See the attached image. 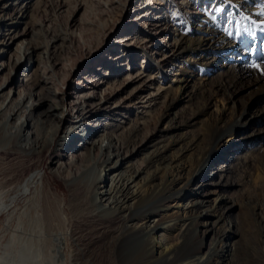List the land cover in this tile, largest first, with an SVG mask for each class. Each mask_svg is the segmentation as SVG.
Listing matches in <instances>:
<instances>
[{
  "label": "rangeland",
  "instance_id": "374dc122",
  "mask_svg": "<svg viewBox=\"0 0 264 264\" xmlns=\"http://www.w3.org/2000/svg\"><path fill=\"white\" fill-rule=\"evenodd\" d=\"M144 1L146 0L0 2V20L5 19L4 23L11 26L12 20L18 19L13 31H10H15L14 34L18 35L16 43L23 41L36 44L40 48L39 57L32 64L30 76L26 80L30 84L23 82V77L19 75L21 71L12 75L10 84H13L14 89L7 105L10 107L19 98L20 91H30L37 94L36 101L41 105L36 111L46 110L51 104H41L39 101L48 97L47 91L39 84L41 81L49 83V91L61 93L60 98L66 100L67 106H74L79 101L78 93L85 91L83 86L87 81L96 84L97 80L111 78L105 88L104 97L109 100L108 106L111 109L120 108V113L108 119L92 118L91 124L119 125V121L128 123L131 120L134 127L137 125V118L131 105L136 104L145 80L132 82V78L137 72H142L147 77L154 75L155 85L160 82L165 85L167 76L179 74L173 66L167 68V72L162 75L159 74L156 64L149 57L156 51L170 54L169 49L174 45L172 33L176 31H179L176 32L177 35L181 32L190 38V50L199 47L200 38L196 34L204 26H200L198 20L208 17L211 19L213 36H206L199 47L203 48L201 52L188 51L185 59L192 66L185 74L184 82L175 84L170 93L160 98L153 107L150 118L148 117L147 123L141 128L138 137L124 151L123 156H127L128 160L120 168V172L124 173L131 168H144L146 159L164 144L169 145L165 154L167 159L182 157L186 166L193 165L207 147V130L214 124L217 110L225 111L227 124L245 115L248 126L241 129V145L233 148L232 153L228 152L229 173L220 178L216 170H208L200 190L211 205L223 199L224 223H220L217 230L207 232V227H201L199 232L204 240V248L208 250L215 242L216 232L224 229L230 234L229 245L236 246L244 255L245 262L241 264H264V0H157L163 18H160L159 29L150 31L149 36L143 26L148 19L140 18L145 13L140 11ZM183 2L186 4L181 5ZM236 20L240 21L245 32L238 33L233 29ZM149 22H152L151 17ZM166 24L172 29L170 34H159ZM7 29L3 28L0 34L7 33ZM2 36L1 40H8L10 34L8 37ZM226 37L225 44L222 41L218 45L213 43ZM57 39L60 42L47 55V45H52ZM143 40L152 42L146 50L143 49L146 47ZM128 44V48L123 47ZM209 44H213L212 49H207ZM16 47L17 45H13L3 57L2 61L9 67L16 63ZM119 47L126 52L120 61ZM155 57L160 58L161 55L155 54ZM25 62L23 59L21 64ZM142 62H146L145 67H140ZM176 65L181 66L179 63ZM5 73L7 72L0 75V85ZM151 92L146 91L142 96L146 98ZM208 104L206 115L195 119V114ZM83 124L81 122L80 126ZM82 130L83 128L80 131ZM66 131L67 128L63 127L58 133L55 124H49L47 129L40 131V150L37 154L25 155L0 145V196L7 201L16 193L14 186L35 172L45 173L49 183L47 192L52 193L56 200L65 199V210L70 220L67 230L80 238V248L84 250L96 235L90 234L86 231L87 227L83 226L84 222L90 220L87 207H82L83 204L78 206L84 190L68 187L69 173L75 172V168L61 166V163L68 162L70 153H73L72 150H61ZM77 135L85 138V134L78 130L76 136L69 140L73 146L82 143ZM225 142L226 140L222 144ZM33 146L34 143L31 147ZM237 149L238 154L234 153ZM61 155L64 156L60 157ZM219 183L220 187L217 186ZM34 193L33 187L30 196L19 195L9 211L0 216V246L7 244L11 230L14 231L22 220H26L23 213L28 198L33 197ZM168 207L172 208L171 212L178 209L176 202L172 200L168 202ZM11 215L14 217L11 230H8ZM91 249L99 256L104 251L102 243ZM72 252V244L69 242L65 252L67 258ZM131 252L135 256L140 249L135 247ZM90 256H85L83 261L89 260ZM135 259L132 257L129 262L134 263ZM222 261H229L227 253L222 255Z\"/></svg>",
  "mask_w": 264,
  "mask_h": 264
},
{
  "label": "bare ground",
  "instance_id": "6f19581e",
  "mask_svg": "<svg viewBox=\"0 0 264 264\" xmlns=\"http://www.w3.org/2000/svg\"><path fill=\"white\" fill-rule=\"evenodd\" d=\"M4 1L0 0V2ZM174 3L177 2L174 1ZM185 4L183 2L181 5ZM158 6L160 4L157 0H146L140 10L145 12L140 15V18L148 19L143 24L148 36L150 31H156L161 26L160 18L163 16L160 15L161 9ZM149 17H151V23ZM4 20H0V31L8 28L7 33L10 37L6 39L7 43L6 40L0 39V75L4 71L7 72L3 75V82L0 85V145L4 148L8 147L10 151L15 150L25 155L37 154L40 150L38 147L40 131L47 129L49 124H55L58 133L63 127L67 128L61 150H72L73 153H70L71 157L68 162L61 163V166L68 165L75 168V172L69 173L68 187L84 190L85 193L78 206L83 204L82 207H87L90 220L82 224L87 227L86 231L90 234L94 233L96 238L87 249L80 248V238L70 234L67 230L70 220L65 210V199L56 200L52 193L47 192L49 183L46 174L35 172L13 187L16 193L7 201L2 199V195L0 196L1 216L9 211L19 195L30 196L32 188H35L34 196L28 198L26 210L23 213L26 220H22L14 231L11 230L14 215H11L8 220V230L10 229L12 234L7 244L0 246V264L244 263L243 253L236 246L229 245L228 231L222 229V231L218 230L216 235L214 233L215 242L212 248L205 250L204 240L199 230L201 227H207V232L217 230V226L224 223L225 213L222 205L225 206V203H222L223 199L211 205L200 190L208 170H216L220 178L229 173L228 152L232 153L233 148L241 145L239 143L243 140L241 129L248 126L245 115L227 124L225 111L217 110L218 114L214 118V124L207 130V147L193 165L186 166L182 157L175 160L167 159L165 154L169 145L164 144L154 155L146 159L144 168H131L124 173L120 172V168L128 160L127 156H123L124 151L138 137L153 107L160 98L170 93L175 84L184 82V76L192 66L185 59L188 51L201 52L203 48L199 47L206 36H213L210 26L211 19L205 17L198 20L200 26H204V29L200 27L196 34L200 38L199 47L190 50L188 47L190 38L181 32L177 35L176 32L179 31L174 29L176 31L172 33L174 45L169 49L171 53L164 54L156 51L149 57L156 64L155 67L161 75L171 66L177 68L175 72H180L176 75L172 74V77L167 76L165 85L162 82L155 85L154 75L147 77L142 72H137L132 78V82L145 80L136 104L131 105L137 118V125L134 127L131 125V120L128 123L119 121V125L91 124L92 118L106 117L108 119L120 113V108L115 106L116 108L111 109L108 106L109 100L104 97L105 88L111 78L97 80L96 84L93 81H87V84L83 86L85 91L78 93L79 101L74 106L73 104L67 106L66 100L60 98L61 93L49 91V83L40 81L39 84L47 91L48 97L41 98L39 101L41 104L46 102L51 104L46 110L36 111V108L41 105L36 101L37 94L30 91H20L19 98L9 107L7 102L14 89L13 84H10L12 75L16 71H21L19 75L23 77V82L30 84L26 80L30 76L29 71L32 64L36 63V58L39 57L40 48L36 44L23 41L16 43L19 37L14 34L15 31L11 32L14 25L18 23V19L12 20L13 25L11 26L7 22L4 23ZM234 23L233 29L238 33L245 32L240 21L236 20ZM170 31H172L170 25L166 24L158 33L170 34ZM229 31H232V28H229ZM7 33L0 34V38L3 37L2 35H9ZM221 41L225 44L227 37L220 38L213 43L218 45ZM58 42L60 41L57 39L52 45H47V55ZM143 42L146 44L143 48L145 50L152 43L150 40H143ZM13 45H17L15 48L16 63L9 67L2 60ZM124 45L123 47L127 48L130 46V44ZM212 45L209 44L207 49H212ZM118 51L121 56L120 61L126 52L123 48ZM203 53L206 54L205 51ZM155 54L161 57L154 58ZM23 59L26 62L22 65ZM178 63L181 66L178 67L176 65ZM142 64L140 67L146 66V62ZM106 76L107 74L104 77ZM185 87L188 86L185 85ZM149 90L152 92L146 98L143 97V93ZM207 108L209 104L198 111L194 118L204 117L208 111ZM13 121L15 123H12ZM81 122L84 124L80 126ZM82 128L83 130L80 131ZM78 130L85 134V138L82 139L83 136L77 135L82 143L73 146L69 140L74 135L76 136ZM225 140L226 142L222 144ZM32 143L35 146L31 147ZM238 152L237 149L234 153L238 154ZM62 156L64 155L60 157ZM143 174L145 177L142 178ZM217 186L220 187L221 184ZM171 200L176 202L178 208L172 212V208L168 207V202ZM69 242L72 244L73 252L67 258L65 252ZM99 243L103 245L102 254L104 253V256L95 254L91 249ZM135 247L139 248L140 252L133 256L131 251ZM225 253L229 255L227 262L222 261V255ZM88 254L91 258L83 261ZM132 257L136 258L134 263L129 262Z\"/></svg>",
  "mask_w": 264,
  "mask_h": 264
},
{
  "label": "snow or ice",
  "instance_id": "6c2138e0",
  "mask_svg": "<svg viewBox=\"0 0 264 264\" xmlns=\"http://www.w3.org/2000/svg\"><path fill=\"white\" fill-rule=\"evenodd\" d=\"M254 67H259V65H254Z\"/></svg>",
  "mask_w": 264,
  "mask_h": 264
}]
</instances>
